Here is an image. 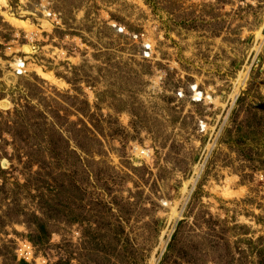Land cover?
I'll list each match as a JSON object with an SVG mask.
<instances>
[{"label":"rangeland","instance_id":"obj_1","mask_svg":"<svg viewBox=\"0 0 264 264\" xmlns=\"http://www.w3.org/2000/svg\"><path fill=\"white\" fill-rule=\"evenodd\" d=\"M2 102L0 264H264V0H1Z\"/></svg>","mask_w":264,"mask_h":264},{"label":"bare ground","instance_id":"obj_2","mask_svg":"<svg viewBox=\"0 0 264 264\" xmlns=\"http://www.w3.org/2000/svg\"><path fill=\"white\" fill-rule=\"evenodd\" d=\"M0 1H1V0H0ZM40 77H41V76H40ZM195 99H197V101L200 100V95H198V94L195 95ZM0 106H2V108L5 109L6 106H7V104H6L5 102H2V103H0Z\"/></svg>","mask_w":264,"mask_h":264},{"label":"trees","instance_id":"obj_3","mask_svg":"<svg viewBox=\"0 0 264 264\" xmlns=\"http://www.w3.org/2000/svg\"><path fill=\"white\" fill-rule=\"evenodd\" d=\"M241 101V100H240ZM253 133V131H250L249 135H251ZM255 139V138H254Z\"/></svg>","mask_w":264,"mask_h":264}]
</instances>
